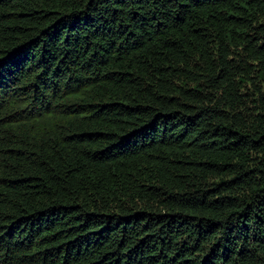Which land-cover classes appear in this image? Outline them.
Here are the masks:
<instances>
[{
  "label": "trees",
  "instance_id": "obj_1",
  "mask_svg": "<svg viewBox=\"0 0 264 264\" xmlns=\"http://www.w3.org/2000/svg\"><path fill=\"white\" fill-rule=\"evenodd\" d=\"M0 264H264V0H0Z\"/></svg>",
  "mask_w": 264,
  "mask_h": 264
}]
</instances>
